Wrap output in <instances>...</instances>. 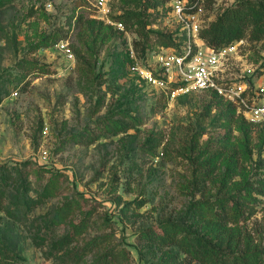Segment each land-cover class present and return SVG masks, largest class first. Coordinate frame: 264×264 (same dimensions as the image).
<instances>
[{"label": "rangeland", "instance_id": "obj_1", "mask_svg": "<svg viewBox=\"0 0 264 264\" xmlns=\"http://www.w3.org/2000/svg\"><path fill=\"white\" fill-rule=\"evenodd\" d=\"M235 1L207 0L202 25ZM131 8V0H13L0 7V174L12 176L0 207V240L26 264H61L60 257L96 240L77 264L106 250L121 253L117 264H191L175 249L151 248L143 232L163 221H189L192 203L221 184L263 176L264 143L254 123L252 143H245L239 108L238 123L228 101L212 90L153 82L181 79L168 78L158 61L161 46L152 44L143 55L133 49L135 33H120L113 18ZM149 12L150 28L173 33L182 49L190 42L170 1ZM53 33L62 39L44 47L41 41ZM195 44L209 51L200 38ZM235 45L220 76L264 83V41ZM30 62L37 67L25 68ZM231 139L232 149L225 146ZM48 182L54 194L43 192ZM17 201L27 207L13 209ZM68 202L73 207L64 222L47 229ZM84 220L75 241L46 258L52 241ZM242 226L264 246V208Z\"/></svg>", "mask_w": 264, "mask_h": 264}, {"label": "trees", "instance_id": "obj_2", "mask_svg": "<svg viewBox=\"0 0 264 264\" xmlns=\"http://www.w3.org/2000/svg\"><path fill=\"white\" fill-rule=\"evenodd\" d=\"M12 1L0 0V7ZM169 1L131 0L133 8L125 9L114 16V21L122 23L124 26V30L120 33L133 32L137 35V38L133 39L132 42L134 50L145 55L148 47L154 44L162 48H172L179 54L182 53V43L173 33L149 27L151 24L149 20L151 12L149 10H157ZM196 1L188 0L187 12L195 11L196 6L194 4ZM108 28L114 35V29L112 27ZM101 31L99 29V34ZM107 34V32H103V41L106 39ZM62 37L60 33H53L44 38L41 44L44 47H49L59 42ZM199 37L210 50L229 46L245 38L257 42L264 41V0L235 1L233 5L223 9L208 25L201 28ZM124 43H127L126 39ZM128 59L130 58H127L126 61ZM24 67L31 69L37 66L30 62L25 64ZM261 67L262 73H264V60ZM164 80L166 81V79ZM167 84L171 89H177L181 86L177 82H167ZM228 107H231L233 111L232 118L239 123L236 119L238 106L228 102ZM239 112L238 117L242 121L239 127L247 133L245 143H252L251 122L242 111ZM256 126L258 127L256 136L264 143V122L256 124ZM229 141L225 143V146L231 149L235 148L232 139L231 143ZM11 180V173L0 174V207L4 204L6 189L10 188ZM195 186L201 185L195 182ZM43 192L48 195L54 194L56 187L52 182H48ZM135 202H138L137 206L139 207L144 205L142 201L136 200ZM26 207L27 205L24 202L19 201L12 206L17 211ZM72 207L71 202L60 207L45 223L46 228L51 229L63 223L70 214ZM263 208L264 172L262 177L254 180L237 181L232 185L221 184V186H218L216 194L210 195L204 200L193 202L190 207L191 215L188 216L189 221H163L156 228H148L143 233L151 248L161 250L163 253L175 249L174 251L186 255L188 262L191 264H264V246L256 245L242 226V223L247 222ZM86 227L87 223L84 220L76 224L71 232L52 241L51 248L44 250L46 258L60 254L63 249L75 241L76 237ZM36 243L42 245L44 241L39 237L36 239ZM96 243H98L97 240L91 245H88V243L87 246L74 249L67 258L63 255L59 258L61 264L70 262H76L77 264L93 250ZM120 256L119 251L106 250L89 264H117ZM25 261L24 256L16 253L0 240V264H26Z\"/></svg>", "mask_w": 264, "mask_h": 264}, {"label": "built area", "instance_id": "obj_3", "mask_svg": "<svg viewBox=\"0 0 264 264\" xmlns=\"http://www.w3.org/2000/svg\"><path fill=\"white\" fill-rule=\"evenodd\" d=\"M205 2L206 0H197L194 4L195 11L187 12L188 0H170L173 13L188 30L190 42L183 47L181 54L172 48H161L158 61L165 68L171 81L174 77L180 76L179 88L195 91L212 90L224 100L236 104L251 123H262L264 122V83L250 86L238 83L234 78L227 79L225 76H220L226 56L236 48V43L217 50L209 49L206 53L203 49L198 50L196 44L193 46V41L200 38V30L204 27L200 16L204 11ZM115 24L124 29L122 23L115 22ZM152 80L161 87L167 83L164 79Z\"/></svg>", "mask_w": 264, "mask_h": 264}]
</instances>
